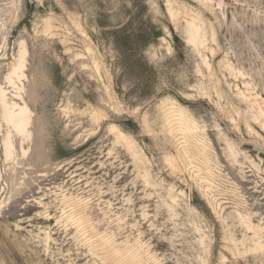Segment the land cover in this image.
Returning <instances> with one entry per match:
<instances>
[{
	"label": "rangeland",
	"instance_id": "374dc122",
	"mask_svg": "<svg viewBox=\"0 0 264 264\" xmlns=\"http://www.w3.org/2000/svg\"><path fill=\"white\" fill-rule=\"evenodd\" d=\"M263 155L264 0H0V264H264Z\"/></svg>",
	"mask_w": 264,
	"mask_h": 264
},
{
	"label": "bare ground",
	"instance_id": "6f19581e",
	"mask_svg": "<svg viewBox=\"0 0 264 264\" xmlns=\"http://www.w3.org/2000/svg\"><path fill=\"white\" fill-rule=\"evenodd\" d=\"M24 53H22L20 61L15 63L8 77V82L10 85H14V79H21L24 76L23 70L25 68ZM17 106L14 105L13 108L8 110V114L4 116V123L10 126L13 131L19 136H25L28 134V129L31 124L30 112L27 108L16 109ZM7 155H11L12 143L8 140L5 144Z\"/></svg>",
	"mask_w": 264,
	"mask_h": 264
},
{
	"label": "trees",
	"instance_id": "16d2710c",
	"mask_svg": "<svg viewBox=\"0 0 264 264\" xmlns=\"http://www.w3.org/2000/svg\"><path fill=\"white\" fill-rule=\"evenodd\" d=\"M160 37H161L160 32L155 30L152 33H147V31H141V33L136 35V41L139 43L134 45L131 41L135 38H133L132 34H130L127 30H123L120 32L118 31V33H116V39L119 43L121 42L123 44L129 45V52L134 50V46L140 48H146L151 44L156 43ZM176 40L178 41L177 37Z\"/></svg>",
	"mask_w": 264,
	"mask_h": 264
},
{
	"label": "water",
	"instance_id": "95a60500",
	"mask_svg": "<svg viewBox=\"0 0 264 264\" xmlns=\"http://www.w3.org/2000/svg\"><path fill=\"white\" fill-rule=\"evenodd\" d=\"M258 151H262L261 149H259V148H256Z\"/></svg>",
	"mask_w": 264,
	"mask_h": 264
}]
</instances>
